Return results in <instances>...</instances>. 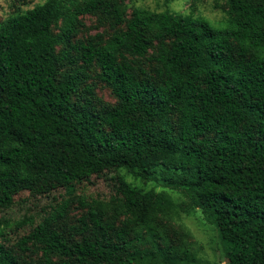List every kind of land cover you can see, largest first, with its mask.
<instances>
[{
    "label": "trees",
    "instance_id": "1",
    "mask_svg": "<svg viewBox=\"0 0 264 264\" xmlns=\"http://www.w3.org/2000/svg\"><path fill=\"white\" fill-rule=\"evenodd\" d=\"M226 4L223 30L123 0L0 21V213L24 190L71 188L75 152L114 174L106 201L2 216L0 264H198L173 223L191 210L227 264H264V0ZM85 17L108 34L79 37Z\"/></svg>",
    "mask_w": 264,
    "mask_h": 264
},
{
    "label": "rangeland",
    "instance_id": "2",
    "mask_svg": "<svg viewBox=\"0 0 264 264\" xmlns=\"http://www.w3.org/2000/svg\"><path fill=\"white\" fill-rule=\"evenodd\" d=\"M45 1L0 0V21L12 14H22L37 5L43 4ZM59 1L65 4H69L70 2V0ZM123 1L128 6L129 13L134 8H139L157 13L167 11L177 15L191 14L195 19H203L214 29L223 30L229 27L226 0ZM82 20L84 26L80 28L79 37L86 35L94 36L96 34L106 36L109 32L108 27L101 25L95 17H85ZM154 52V49H150L146 57L138 59V65L144 70L149 71L152 68L149 58ZM97 92L103 100L113 102L114 99L111 97L109 90L102 87V84L98 83ZM74 158L78 164L80 179L71 188H62L53 185L24 190L14 196V205L11 209L1 212L0 218L4 216L21 220V217L27 209H30L28 214L35 213L39 210L40 206H44L45 210L49 211L64 201L72 200L76 202L75 200H78V198H99L106 201L109 195L108 180L114 176L113 172L92 163L78 152L74 153ZM175 161L176 159L171 164ZM151 185L146 184L144 187L149 189ZM156 189L159 191L162 188L158 186ZM173 197L177 202L182 201V198L175 194ZM25 201H27L26 205H24ZM173 223H179L188 230L189 241L194 255L198 260V264H227L216 231L203 220L198 210H191L188 214L183 213L180 221H174Z\"/></svg>",
    "mask_w": 264,
    "mask_h": 264
}]
</instances>
